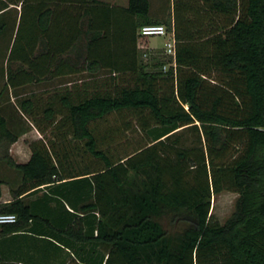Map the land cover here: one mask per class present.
<instances>
[{
	"label": "trees",
	"instance_id": "1",
	"mask_svg": "<svg viewBox=\"0 0 264 264\" xmlns=\"http://www.w3.org/2000/svg\"><path fill=\"white\" fill-rule=\"evenodd\" d=\"M177 3L166 68L140 58V27L168 23L150 0H0V34L7 11L15 40L27 8L34 27L4 89L74 77L46 98L17 95L18 121L0 105V162L18 176L0 177L12 196L0 214L16 216L0 224V264H264V0ZM124 112L147 135L131 150L122 129L101 128ZM23 118L41 138L17 162ZM224 191L237 196L220 223L211 201Z\"/></svg>",
	"mask_w": 264,
	"mask_h": 264
},
{
	"label": "rangeland",
	"instance_id": "2",
	"mask_svg": "<svg viewBox=\"0 0 264 264\" xmlns=\"http://www.w3.org/2000/svg\"><path fill=\"white\" fill-rule=\"evenodd\" d=\"M110 4H116L120 6H125L127 0H103ZM179 0H150L151 11L160 20L167 19L168 23H164L169 33H172L171 23L172 17L175 14V4L178 5ZM179 6V5H178ZM20 13V10H19ZM17 11H7L1 16L4 22V28L0 34V105L4 110V114L11 120L18 121V113L14 110L12 103L17 101L16 96L19 95L20 98L28 97L31 93H35L37 97L46 98L49 94L54 92L57 88L56 82L48 81L43 82L39 86L42 90L38 91L39 86L32 84L27 85L25 88H18L17 90L4 89L5 82L7 80L8 71V58L13 49V57L11 59L10 67H16L14 63V58L21 51L20 48L29 39L30 33L34 27L31 25V12L27 8L26 18L22 22L19 30V37L16 39V34L19 26V16L17 17ZM17 20V21H16ZM168 40V36H152L150 38H141L139 40V50L140 58L147 65H151L152 56L163 59L167 61L166 68L172 64V56H169L165 52V42ZM16 41V43H15ZM153 53V54H152ZM64 86L59 87L62 89ZM19 119V118H18ZM25 123V128L28 129L27 134L20 136V138L11 145L10 154L13 159L17 162L26 161L30 154L29 143L34 141V139H40L41 134L37 128L27 119L21 120ZM20 121V122H21ZM22 123V122H21ZM23 125V124H22ZM119 127L122 129V133L119 136V142L121 143V148H127L129 150L143 144L147 139L146 132L142 129L141 122L138 121V117L134 116L132 113L124 112L122 114L111 115L106 121L101 123L102 129H107L108 127ZM182 145L194 146L197 143L196 136L192 133L184 132L181 138ZM128 145V146H127ZM79 159V158H77ZM83 165V161L79 162ZM0 177L7 178L10 180H16L18 182V176L16 172L11 170L4 162H0ZM9 186V185H8ZM7 185L0 187V196L4 198H10V192ZM10 187V186H9ZM236 193L224 191L213 197L211 201V213L220 222L224 223L225 220L230 216L234 210V202L236 199ZM185 225L183 223H178L172 228L173 231H181Z\"/></svg>",
	"mask_w": 264,
	"mask_h": 264
},
{
	"label": "built area",
	"instance_id": "3",
	"mask_svg": "<svg viewBox=\"0 0 264 264\" xmlns=\"http://www.w3.org/2000/svg\"><path fill=\"white\" fill-rule=\"evenodd\" d=\"M142 37L152 36H168V40L165 42V52L174 57L175 55V38L173 32L169 36L167 28L163 24H146L140 27L138 31ZM16 216L14 214L2 213L0 214V224L14 223Z\"/></svg>",
	"mask_w": 264,
	"mask_h": 264
},
{
	"label": "crops",
	"instance_id": "4",
	"mask_svg": "<svg viewBox=\"0 0 264 264\" xmlns=\"http://www.w3.org/2000/svg\"><path fill=\"white\" fill-rule=\"evenodd\" d=\"M113 5H116V4L113 3ZM140 37L141 38H150V37H142V36L139 35V38H138V48H139V40H140ZM73 79H74V77L73 76H70V75L69 76L68 75H60V76H57L55 78H52V79H49V80H46V81L34 82V84L37 85V86H39L43 82H48V81L51 82V81H53V82H56L57 83V85L55 86V88H59V87H62V86H64V87L69 86L70 87L72 85V83L74 82ZM79 79H80V80H78V83L79 84L83 83L84 80H87V78H85L83 76H82V78H79ZM40 87L41 86H39V88H38L39 90L38 91L42 90ZM25 134H27V132ZM34 140H37V139H34ZM28 159L26 161H28ZM26 161H24V162H26ZM4 185H7L8 186V184H2L1 186H4ZM8 188H9V192H10V187L8 186ZM10 200H12L11 193H10V198H4L3 196L2 197L0 196V203L9 202ZM51 264H60V263L57 262L56 260H54V261H52Z\"/></svg>",
	"mask_w": 264,
	"mask_h": 264
}]
</instances>
